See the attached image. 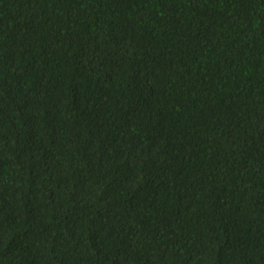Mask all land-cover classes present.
<instances>
[{
  "label": "trees",
  "instance_id": "1",
  "mask_svg": "<svg viewBox=\"0 0 264 264\" xmlns=\"http://www.w3.org/2000/svg\"><path fill=\"white\" fill-rule=\"evenodd\" d=\"M0 264H264V0H0Z\"/></svg>",
  "mask_w": 264,
  "mask_h": 264
}]
</instances>
